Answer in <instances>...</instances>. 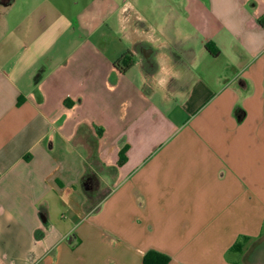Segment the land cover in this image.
I'll return each instance as SVG.
<instances>
[{"label": "crops", "instance_id": "obj_1", "mask_svg": "<svg viewBox=\"0 0 264 264\" xmlns=\"http://www.w3.org/2000/svg\"><path fill=\"white\" fill-rule=\"evenodd\" d=\"M150 250L264 264V0H0V264Z\"/></svg>", "mask_w": 264, "mask_h": 264}, {"label": "trees", "instance_id": "obj_2", "mask_svg": "<svg viewBox=\"0 0 264 264\" xmlns=\"http://www.w3.org/2000/svg\"><path fill=\"white\" fill-rule=\"evenodd\" d=\"M206 48L214 56L218 55L220 52V49L212 41H209L206 44ZM132 65H133V58L130 52L125 53L114 63L115 68H117L122 73L126 72ZM126 153H127V146H125L120 152V158L118 162L119 165H122L126 161L127 159ZM90 161H92L93 163L91 167L88 166V169L82 178V183H83L84 188L86 189L88 200L91 198L93 192L96 189L95 185L97 184L98 179H97L96 172L94 171V169H98L99 168L98 164H100V161L98 157L96 156V153L93 155ZM93 165H96V166H93ZM101 201L102 199H99V201L93 202L94 204L89 207L87 204V209L91 211L93 209L98 208L101 204ZM170 259H171L170 256L165 253L159 252L157 250H150L149 252L145 254L143 264H168Z\"/></svg>", "mask_w": 264, "mask_h": 264}, {"label": "rangeland", "instance_id": "obj_3", "mask_svg": "<svg viewBox=\"0 0 264 264\" xmlns=\"http://www.w3.org/2000/svg\"><path fill=\"white\" fill-rule=\"evenodd\" d=\"M91 150H92V148H91ZM94 151V150H93ZM93 152L91 153V155H90V157H89V159L91 160V158L93 157ZM93 162L91 161V164H92ZM101 169V168H100ZM101 171H105V169L103 170V169H101ZM97 184H98V182H97ZM97 184L95 185L96 186V193L93 195L92 194V196H91V198L88 200V202H87V204H88V207L89 206H92L94 203L93 202H97V201H99V199H101L106 193H107V191H108V189L105 187L106 185H103V186H100V188H98L97 187Z\"/></svg>", "mask_w": 264, "mask_h": 264}]
</instances>
